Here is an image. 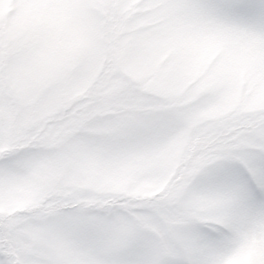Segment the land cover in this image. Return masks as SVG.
Masks as SVG:
<instances>
[{
    "label": "snow or ice",
    "instance_id": "obj_1",
    "mask_svg": "<svg viewBox=\"0 0 264 264\" xmlns=\"http://www.w3.org/2000/svg\"><path fill=\"white\" fill-rule=\"evenodd\" d=\"M0 264H264V0H0Z\"/></svg>",
    "mask_w": 264,
    "mask_h": 264
}]
</instances>
